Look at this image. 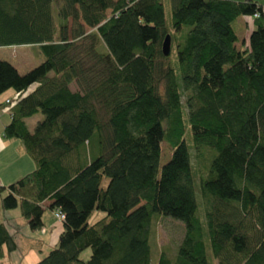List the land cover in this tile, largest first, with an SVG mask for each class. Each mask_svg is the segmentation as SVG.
I'll list each match as a JSON object with an SVG mask.
<instances>
[{
    "label": "trees",
    "instance_id": "1",
    "mask_svg": "<svg viewBox=\"0 0 264 264\" xmlns=\"http://www.w3.org/2000/svg\"><path fill=\"white\" fill-rule=\"evenodd\" d=\"M7 46L42 59L24 73L0 59V94H16L0 103L2 135L34 164L0 186V206L18 207L31 230L45 209L63 213L55 246L33 264H151L156 215L184 228L175 253L160 248L154 264H209L208 251L217 264H264L261 3L0 0ZM37 113L29 131L24 119ZM162 148L170 156L158 171ZM16 233L0 221V258Z\"/></svg>",
    "mask_w": 264,
    "mask_h": 264
},
{
    "label": "rangeland",
    "instance_id": "2",
    "mask_svg": "<svg viewBox=\"0 0 264 264\" xmlns=\"http://www.w3.org/2000/svg\"><path fill=\"white\" fill-rule=\"evenodd\" d=\"M259 3L264 5V0H257ZM108 12V10L106 11ZM164 16L166 25H170V4L168 2L164 3ZM232 26L238 36L237 44L240 45L241 35L243 34V19L238 17L232 23ZM0 59H3L9 63H11L19 73H24L25 71L31 69L35 65H37L42 57L37 54L36 48L33 46H7V47H0ZM33 85L29 87L31 89ZM16 94L12 89H7L6 91L0 94V101L3 104L5 98L13 99L15 98ZM41 117L40 113H37L30 118L26 119V125L29 131H32L37 119ZM185 143L188 145L189 143V134L187 130L184 134ZM191 162L194 164V150L191 149ZM170 156V151L168 149L162 148L160 152V156L158 159V171L161 165L167 161ZM29 158V157H28ZM1 161V158H0ZM18 161V157L11 161V163H15ZM30 162V161H29ZM32 162V160H31ZM33 164V162H32ZM34 166V164H33ZM32 168H30L31 170ZM28 170V171H30ZM26 172H24L25 174ZM23 175V174H22ZM17 179V178H16ZM197 183V179H196ZM198 195V205L199 209L202 210L204 207V202L199 196L198 190L195 188V198L197 201ZM101 214V212L95 211L90 217L89 222L94 221L97 219ZM158 216V217H157ZM157 217V218H156ZM3 218H11L12 222L14 223L16 228V234L14 235V240L16 243V248L10 251L4 249V255L0 258V261L9 262L11 264H33L37 260L41 259L46 253L55 246L57 242L58 232L56 236H54V230L50 231L53 228V225H58L61 230V224L58 222L53 215V211L49 209H45L42 213V227L41 229L31 230L25 219L20 215L18 207L13 209L4 210L0 206V221ZM155 220L153 222L152 231H151V246L152 251L150 249V262L154 264L156 261L157 251L162 248L166 247L172 253L175 250L181 239L184 224L182 221L171 218L169 216L164 215H156ZM12 225V224H11ZM11 227V226H10ZM56 228V227H55ZM58 228V227H57ZM11 228L10 231H13ZM175 249V250H174ZM89 255V249H84L80 254L79 257L82 259H87ZM207 261L209 264H217L215 260L211 258L209 251L206 255Z\"/></svg>",
    "mask_w": 264,
    "mask_h": 264
},
{
    "label": "crops",
    "instance_id": "3",
    "mask_svg": "<svg viewBox=\"0 0 264 264\" xmlns=\"http://www.w3.org/2000/svg\"><path fill=\"white\" fill-rule=\"evenodd\" d=\"M33 87H34V84H33ZM6 99L8 98H5V100ZM5 100L3 103H5ZM26 119L27 118L24 119L25 124H26ZM8 121H9V114H8L7 108L1 107L0 108V158H1L0 186H5L9 182L14 181L16 178H19L22 174H24V172H28L30 168L34 167L31 162V159L28 158L27 154L24 152V149L19 140L6 139L3 137L2 128ZM17 157H18V161L15 163L14 162L11 163V161L16 159ZM1 194L2 193H0V196ZM2 221H5L7 223L9 230H11V228H13V230L14 228H16L15 225H13L15 224V222L11 223L12 222L11 218H3ZM54 229H56V232ZM52 230H54V236H56L57 232L59 234V232L61 231L58 225H53V228L50 231ZM10 232L13 233V231H10Z\"/></svg>",
    "mask_w": 264,
    "mask_h": 264
},
{
    "label": "water",
    "instance_id": "4",
    "mask_svg": "<svg viewBox=\"0 0 264 264\" xmlns=\"http://www.w3.org/2000/svg\"><path fill=\"white\" fill-rule=\"evenodd\" d=\"M169 46H170V38L169 35H165L162 43H161V51L163 55H167L169 51Z\"/></svg>",
    "mask_w": 264,
    "mask_h": 264
},
{
    "label": "built area",
    "instance_id": "5",
    "mask_svg": "<svg viewBox=\"0 0 264 264\" xmlns=\"http://www.w3.org/2000/svg\"><path fill=\"white\" fill-rule=\"evenodd\" d=\"M7 102V100H6ZM53 215H54V218L57 220V221H61L63 219V213L60 212L59 210H55L53 211Z\"/></svg>",
    "mask_w": 264,
    "mask_h": 264
}]
</instances>
